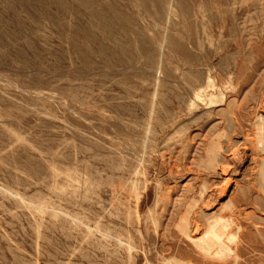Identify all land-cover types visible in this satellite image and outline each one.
I'll return each instance as SVG.
<instances>
[{"label": "rangeland", "instance_id": "obj_1", "mask_svg": "<svg viewBox=\"0 0 264 264\" xmlns=\"http://www.w3.org/2000/svg\"><path fill=\"white\" fill-rule=\"evenodd\" d=\"M175 259L264 264V0H0V264Z\"/></svg>", "mask_w": 264, "mask_h": 264}, {"label": "bare ground", "instance_id": "obj_2", "mask_svg": "<svg viewBox=\"0 0 264 264\" xmlns=\"http://www.w3.org/2000/svg\"><path fill=\"white\" fill-rule=\"evenodd\" d=\"M219 149H220V144L219 145H218V143L211 144V148L209 150V155H208V158H207L208 159V162H209V164L211 166H214V164L217 163L216 161L218 160V155H220L219 154L220 153ZM220 158H221V155H220ZM220 162H221V159H220ZM210 165H208V166H210ZM74 178H72V179H74ZM224 202L226 203V201H224ZM231 204H232V202L229 201L228 204H227V206H229ZM38 209L43 211L45 209V207H42V205H40L38 207ZM46 209H48V208H46ZM187 212L188 213L186 214V216L183 215V218L179 222L178 228L181 230V233L185 234V236H187V238H190V240L195 243V245L200 249L201 252H203L204 254L210 256V254L212 252V248L214 246H216V245H217V252L216 253L219 254V256H220V254H225V253H227V252L230 251L229 247L226 246L225 244H223L220 241L221 240V237L223 236V233H224V228H223L224 225H221V227L218 225V222L221 221V220H219V217L218 216L215 217L213 215L215 218L213 220H208V223H207L208 224V228L206 227L207 230H206L205 234L204 235L202 234L203 236L201 235V237H197L196 238V237H193V236H191L189 234V228H190V225H189L190 223H189V218H188L189 211H187ZM202 214H203V216H208V213H206V212H202ZM221 228H223V229H221ZM211 256H212V254H211ZM174 261H175L174 264H191V263L179 261L177 259H175Z\"/></svg>", "mask_w": 264, "mask_h": 264}]
</instances>
